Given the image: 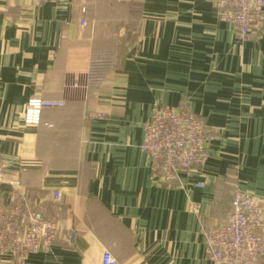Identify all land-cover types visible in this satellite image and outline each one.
<instances>
[{"label":"crops","instance_id":"0c3cea01","mask_svg":"<svg viewBox=\"0 0 264 264\" xmlns=\"http://www.w3.org/2000/svg\"><path fill=\"white\" fill-rule=\"evenodd\" d=\"M95 1L0 0V199L25 194L60 226L49 249L0 252V264H102L104 251L117 264H213L204 229L224 221L232 190L264 213V22L241 42L217 0ZM31 97L66 102L25 124ZM179 103L212 137L205 162L166 187L142 125Z\"/></svg>","mask_w":264,"mask_h":264},{"label":"built area","instance_id":"2783aa9c","mask_svg":"<svg viewBox=\"0 0 264 264\" xmlns=\"http://www.w3.org/2000/svg\"><path fill=\"white\" fill-rule=\"evenodd\" d=\"M216 7L219 19L233 27L241 42L248 41L263 25L264 0H217ZM65 100L31 97L23 108V122L38 124L44 109L62 107ZM100 116L103 114L90 115ZM142 135L140 148L148 157L151 177L166 187L174 185L179 173L189 175L205 162L211 141L203 122L183 103L155 105L143 122ZM6 174L7 165L0 155V182ZM59 231L60 226L36 209L25 194L14 190L8 202L0 199L1 253L23 261L31 252L49 249ZM204 237L206 255L213 264H257L264 253V213L259 199L234 189L226 218L205 228ZM101 262L117 264L108 251L103 252Z\"/></svg>","mask_w":264,"mask_h":264},{"label":"rangeland","instance_id":"374dc122","mask_svg":"<svg viewBox=\"0 0 264 264\" xmlns=\"http://www.w3.org/2000/svg\"><path fill=\"white\" fill-rule=\"evenodd\" d=\"M78 1H80V0H78ZM86 1H89V0H86ZM101 1H104V0H96L95 2H96V3L99 2V4H100ZM80 3H81V1H80ZM82 3H84V2H82ZM216 3H217V2H216ZM100 5H101V4H100ZM209 133H210V132H209ZM210 134H211V133H210ZM211 137H212V136H211ZM235 189H236V188H235ZM237 189H238V188H237ZM233 190H234V189H233ZM233 190H232V191H233Z\"/></svg>","mask_w":264,"mask_h":264},{"label":"trees","instance_id":"16d2710c","mask_svg":"<svg viewBox=\"0 0 264 264\" xmlns=\"http://www.w3.org/2000/svg\"><path fill=\"white\" fill-rule=\"evenodd\" d=\"M63 107V106H62ZM58 108H61V107H58ZM48 109H57V108H48ZM45 110V109H44ZM42 113V112H41ZM40 118H41V116H40Z\"/></svg>","mask_w":264,"mask_h":264}]
</instances>
